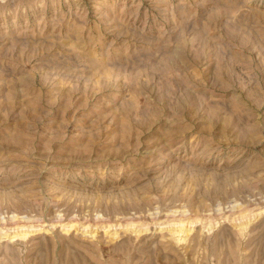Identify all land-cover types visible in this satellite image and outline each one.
Returning <instances> with one entry per match:
<instances>
[{"label": "rangeland", "instance_id": "374dc122", "mask_svg": "<svg viewBox=\"0 0 264 264\" xmlns=\"http://www.w3.org/2000/svg\"><path fill=\"white\" fill-rule=\"evenodd\" d=\"M0 264H264V0H0Z\"/></svg>", "mask_w": 264, "mask_h": 264}]
</instances>
